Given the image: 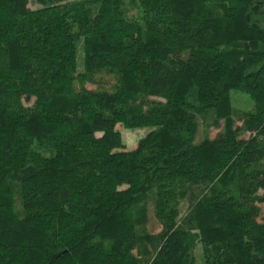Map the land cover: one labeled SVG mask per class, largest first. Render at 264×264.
<instances>
[{"label": "trees", "instance_id": "obj_1", "mask_svg": "<svg viewBox=\"0 0 264 264\" xmlns=\"http://www.w3.org/2000/svg\"><path fill=\"white\" fill-rule=\"evenodd\" d=\"M263 207L264 0H0V264H264Z\"/></svg>", "mask_w": 264, "mask_h": 264}, {"label": "rangeland", "instance_id": "obj_2", "mask_svg": "<svg viewBox=\"0 0 264 264\" xmlns=\"http://www.w3.org/2000/svg\"><path fill=\"white\" fill-rule=\"evenodd\" d=\"M84 62H85V51L82 46V44L79 47L78 52V62L77 67L78 70H83L84 68ZM100 80H98V83H88L87 86L89 88L94 89H100V88H109L112 87V85L115 82V76L112 74H109L107 72H103L101 74ZM231 99H232V106L234 110V120L236 124L242 123V117L243 114L249 111L254 110V101L252 100L251 96L243 91L232 89L230 92ZM214 116V114H212ZM213 118L208 117L207 120L200 117L199 120V131L196 136V141L203 140L206 136L215 137L220 131L224 128V119L220 120L219 124L214 125L212 122ZM215 119V116H214ZM117 129L121 132L122 138L124 141V148L125 149H133L137 147L138 141L145 137L149 132H151L154 127L153 126H144V127H136V128H127L124 126V124L119 123L117 125ZM248 135V134H247ZM189 206V201L184 200L182 202L181 206V213L184 214L187 207ZM263 214H264V207H263ZM151 222L149 224V230L151 231H160L162 226L159 225L156 221V219L153 217V214L151 215ZM197 258L198 262L197 264H204V259L201 251V247H198L197 249Z\"/></svg>", "mask_w": 264, "mask_h": 264}]
</instances>
